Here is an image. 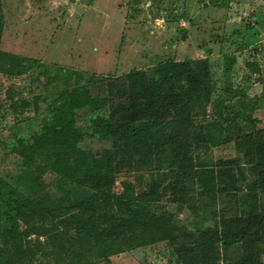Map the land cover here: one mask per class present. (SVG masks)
<instances>
[{"label":"rangeland","instance_id":"obj_1","mask_svg":"<svg viewBox=\"0 0 264 264\" xmlns=\"http://www.w3.org/2000/svg\"><path fill=\"white\" fill-rule=\"evenodd\" d=\"M165 61L207 62L212 92L187 97L167 118L135 124L119 138L93 130L92 122L108 119L123 101L130 73L153 79ZM46 70L56 79L80 71L123 83L107 101L77 111L81 142L61 136L62 146L36 148L29 158L33 140L47 137L48 105L40 103ZM261 130L264 0H0V180L29 187L50 213L46 223H22L24 252L12 264H205L203 249L178 234L167 240L140 231L104 241L76 228H109L143 210L170 216L187 232H225L239 202L253 197L251 204L264 205V185L233 197L206 191L194 176L218 175L230 160L246 165L245 138ZM183 134L182 144L171 139ZM92 173L105 185L81 181ZM246 173L245 185L254 181ZM81 202L87 205L74 207ZM2 246L0 239V264H8ZM240 255L221 248L213 264Z\"/></svg>","mask_w":264,"mask_h":264},{"label":"trees","instance_id":"obj_2","mask_svg":"<svg viewBox=\"0 0 264 264\" xmlns=\"http://www.w3.org/2000/svg\"><path fill=\"white\" fill-rule=\"evenodd\" d=\"M198 64L202 67L195 68L185 63L165 61L159 64L153 79L143 72L130 73L128 76L131 80L123 101L114 107V112L108 119L92 122L93 130L107 137L119 138L127 134L135 124L167 118L173 109L185 105L187 97H208L213 89L210 66L205 61ZM42 73L45 91L40 95V103L48 105L49 114L46 112L45 118L48 122L47 137L40 141L33 140L31 147L24 151L29 158L35 154L36 148L62 146L61 136L73 135L75 142H81L84 136L79 134V131H83L84 127L80 124L77 111L107 101L123 83L121 77L97 76L80 71L60 74L57 79L51 71ZM55 80L61 88L57 87L59 84L54 87ZM171 139L176 144H182L185 136L183 134ZM245 145L246 165L237 159L230 160L221 166L218 175L214 171L209 174L208 171H202L196 172L194 178H198L200 185L208 192L216 190L233 197L236 191L243 190V187L249 186L248 188L253 189L264 185V130L247 136ZM246 170L254 176V181L245 185ZM235 171L239 173L240 180L235 178ZM216 178L220 182L218 187L213 184ZM81 181L90 183L95 189L105 185L103 178L97 173L88 174L81 178ZM174 187L179 188L176 185ZM29 189L27 187L25 192L5 179L0 180V239L3 245L1 255L7 259L8 264H12L14 259L24 252L22 244L25 233L21 230L22 223H46L50 217L46 204L39 198L30 197ZM149 196L146 194L144 198ZM247 198L238 203L236 208L239 213L228 221L229 228L220 234L211 231L201 234L187 232L179 227L172 217L153 216L143 210H136L131 216L113 222L109 228L98 229L94 226L79 225L76 230L81 236L96 237L104 241L135 235L140 231L161 233L167 240H174V235L178 234L203 249L205 264H213L221 248L227 252L236 248L241 253L239 259L226 264H264V205H253L250 203L253 202V197ZM86 205L87 202H81L74 207Z\"/></svg>","mask_w":264,"mask_h":264}]
</instances>
